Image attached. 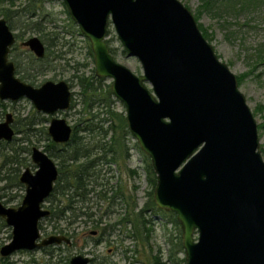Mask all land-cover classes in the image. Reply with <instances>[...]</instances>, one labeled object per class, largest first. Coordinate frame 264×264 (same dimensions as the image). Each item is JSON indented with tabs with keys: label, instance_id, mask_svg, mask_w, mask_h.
Instances as JSON below:
<instances>
[{
	"label": "water",
	"instance_id": "obj_1",
	"mask_svg": "<svg viewBox=\"0 0 264 264\" xmlns=\"http://www.w3.org/2000/svg\"><path fill=\"white\" fill-rule=\"evenodd\" d=\"M90 44L97 78L111 79L110 90L124 107L130 135L150 160L156 183L153 202L170 212L181 229L184 264H264V161L254 116L236 76L214 52L179 0H61ZM112 25L122 49L138 60L137 75L117 62L106 43ZM17 43L0 17V101L29 100L37 113L51 116L47 135L69 142L72 126L58 112L71 106L65 81L35 87L16 75L10 59ZM37 59L45 45L37 37L21 43ZM13 116L0 121V141L14 137ZM34 171L19 176L21 204L5 206L0 219L11 240L0 257L62 243L64 235L41 238L40 220L58 179L54 160L32 147ZM77 254L68 264H89Z\"/></svg>",
	"mask_w": 264,
	"mask_h": 264
},
{
	"label": "rangeland",
	"instance_id": "obj_2",
	"mask_svg": "<svg viewBox=\"0 0 264 264\" xmlns=\"http://www.w3.org/2000/svg\"><path fill=\"white\" fill-rule=\"evenodd\" d=\"M179 1L190 10L197 24L201 25L207 33L209 38L206 40L212 45L217 57L236 76L239 90L244 95L257 124L259 151L264 161V0H258L255 5L248 4L246 6L245 4L244 8H242L241 3L246 0H236L232 6L227 4L228 2H221L211 8H204L201 0ZM25 5V0H18L14 2L12 7H9L6 0H0V9L10 8L11 11H14ZM43 8L48 14V20L43 24L45 32L48 34L46 39H42L36 29L31 28V25L23 17H15L10 20L13 24L12 31L15 37L16 35L20 37L17 40L19 48L10 54V59L19 63L22 71L26 68L29 69L28 67L35 66H31L29 62V54H33L21 46V43L32 37H37L44 43L45 57L48 58V61L43 66H47V70L37 76L33 86L37 87L48 80L67 82L72 91L74 106L66 112H58L57 116L66 118L68 124L73 126L79 119L78 111L82 108L83 97L77 77L82 75L88 77L94 74L93 55L89 54L90 44L88 40L81 35L61 0H45ZM32 21L36 22L35 20ZM51 33H59L60 37L65 33L69 34L59 40ZM106 41L108 46L115 50L114 59L117 62L125 65L137 75L142 73L138 60L128 56L127 53H123L112 25H109ZM48 45L51 48L47 49ZM33 57L35 56L33 55ZM28 71L33 73L31 69ZM17 76L21 78L22 73L19 72ZM24 82L30 84L26 79ZM102 83L104 84L103 88L101 85L98 91H102L104 86L110 85L111 79L103 78ZM113 99L115 100V109L124 114L123 105L114 96ZM32 113L37 112L31 102L25 98L16 102L0 101V121L4 120L5 114H11L14 119L12 124L14 133L16 129L18 130L17 134H14L12 142L6 147L8 150L14 148L18 152L17 157L23 163L22 166H18L17 182L20 173L26 167H30L32 171L35 170V166L30 161V154L22 153L23 150L21 149L28 147L31 150L32 147H37L44 150L45 145L48 144V140L37 131L34 136L27 137V142H24L26 135L22 132L24 129L22 119L31 117ZM38 114L46 117L47 120L44 121L43 125L47 127L51 117ZM105 117L102 113L99 120H103ZM102 124L107 127L110 123L102 122ZM39 128L40 126H36V130ZM98 131V129L95 130L93 135L87 132L77 133V135L83 137L84 146L91 143L90 148L87 149L92 150V153H97L99 157V153L93 149V145L98 141L110 140L112 134L103 138ZM125 138L128 148L127 158L120 155L117 164L98 161L94 172L98 174V184L108 182L109 185L115 187L114 190H121L128 200V205L132 204L134 200L137 207L135 210L139 211L149 200L147 194L152 191V188L147 182L144 171V153L141 152L130 134ZM79 151L82 152V149ZM51 153L54 154L52 159L56 164H59L60 159H64L70 154L69 149L60 147ZM16 166L15 163H7L3 166V159L0 157L1 201L5 206L14 208L21 204L25 192L23 185L16 186L15 179H13ZM127 170L135 171V175H131ZM100 190L101 186L95 185L87 196L86 202L74 205L75 211L73 213L66 212L60 218L51 215L49 218L40 220L39 229L42 239L50 235H65L70 239V245L62 243L58 246H49L33 251H17L5 259L0 258L4 260L3 262L0 261V264H68L69 259L77 254L87 255L91 258L90 264H147L149 258L152 257H158L161 263L173 264L168 258L171 247L169 241L173 240L174 242L177 237H181V229L179 225L175 226L170 221L169 215L165 214L168 212L160 210V212L146 213L144 218L150 220V226L147 225V228L150 229L149 238L145 233H140V224L136 223V229H133L137 230V241L131 237L132 231L128 224L126 227H124L125 224L113 226L124 217L128 208L127 204L119 199L115 200L114 204L99 200L97 192ZM111 193L109 192L108 196L112 195ZM55 200H57V195L46 201L44 208L51 211L50 207L55 205ZM56 208L58 209L55 210H59L60 207L57 205ZM82 213L91 214V216L87 217ZM131 218L137 220V217L132 216ZM99 219L101 220L96 228L94 221ZM97 229L100 234L92 237L90 233ZM59 230H62L63 234H59ZM102 237L107 241L98 245L95 244ZM10 240L11 228L0 227V247ZM178 257L183 259L184 254L180 253Z\"/></svg>",
	"mask_w": 264,
	"mask_h": 264
},
{
	"label": "trees",
	"instance_id": "obj_3",
	"mask_svg": "<svg viewBox=\"0 0 264 264\" xmlns=\"http://www.w3.org/2000/svg\"><path fill=\"white\" fill-rule=\"evenodd\" d=\"M18 0H6L9 7L14 5V2ZM45 0H25L26 5L18 10L11 11L10 8H1L0 17L4 18L10 29H13V24L11 23V19L15 17H23L26 22L31 25V28L36 29V31L40 34L42 39H46L45 37L48 35L45 32V27L43 24L48 20V14L45 13L43 8V2ZM202 6L204 8H211L214 5H218L221 2H228L230 6L234 5L236 0H201ZM234 1V2H233ZM258 0H246L243 3L242 8H244L248 4H256ZM35 20L36 22H33ZM34 24V25H32ZM72 24V22H71ZM200 31L202 32L203 36L208 39L209 36L207 33L202 29L201 25L199 26ZM52 29V28H51ZM55 29V28H53ZM54 32V31H52ZM72 32V31H71ZM50 34V33H49ZM54 34L56 38L59 40L63 39V37L69 33H65L62 37L59 36V33H51ZM19 35H16V40H19ZM108 44V42L106 41ZM19 48V45L16 43L12 49V54ZM51 46L48 45L49 49ZM110 53L115 55V50L109 47ZM27 52V51H26ZM123 53H126L123 50ZM28 54V52H27ZM89 54L92 56V52L89 49ZM61 59V58H60ZM48 61V58L45 57L44 59H36L33 55L29 54V62L33 67H28L29 69H23V71L19 67V63L14 62L16 75L22 73V77L20 78L22 81L25 79L30 82L31 85L36 81V78L39 74H43L47 70V66H43L45 62ZM33 70V73H29L28 70ZM94 73V72H93ZM78 84L82 89V108L78 111L79 119L75 125L72 126V135L68 143L64 145H57L53 143L47 135L46 126L43 125L44 121L46 122V117L38 114L32 113L31 117L22 119L24 121V129L22 132L26 135V139L24 142L28 141V138L35 135V132H40L43 137L48 140V144L45 145L44 150L51 158L54 156L51 151L60 147L69 149V156L60 159L58 166V179L54 185L53 191L47 201L51 197H55L57 195V200H55V205L50 207L51 213L50 216L53 215L55 218H60L66 212L73 213L75 211L74 205L77 203H84L86 202L87 196L92 191L95 185L101 186V190L97 192V197L99 200L107 201L109 204L114 202L117 199L125 202L127 204V209L124 217L120 219L115 225H122L125 224L124 227L130 225L136 228V223H139L140 233L146 234L147 238H149L150 229L147 228V225L150 226V220L145 219L144 216L148 212H160V210L155 206L153 202V189L156 183L155 174L150 164V160L147 156L144 157V171L146 175V179L148 184L151 186L152 191H150L147 195L149 196V200L139 209L136 211V203L133 200L132 204L128 205V200L126 196L122 193L121 190L115 189L114 186L109 185L108 182L97 183L98 174L94 172L95 166L98 165V161H103L106 163H119L120 155L127 158V145H126V136L129 135V131L127 129V124L125 121L124 114L117 111L114 107L115 100L113 99V95L110 90V85L104 86V90L98 91L102 85L103 88V78H97L95 74H92L88 77H84V75L77 77ZM95 84H98L97 86ZM74 103L71 102L70 110L73 108ZM104 114L106 117L103 120H99L101 114ZM19 119V118H18ZM98 120V121H97ZM97 121V122H96ZM95 122V123H94ZM102 122H109L110 124L107 127H104ZM36 126H40L38 130H36ZM99 130L98 133L102 135L103 138H107L110 134L111 137L108 141H98L93 145V149L97 150L99 153V157L97 153H92V150L89 151L87 148H90L91 143H87L85 146L83 145V137L81 135H77V133L87 132L91 135L92 133ZM18 130L16 129L15 134H17ZM28 137V138H27ZM5 144H3V143ZM12 142V141H11ZM11 142L6 143L4 141H0V157L3 159V166L7 163L17 164L15 167V175L13 179H15L16 186H21L19 182H17V175L19 173V167L22 166V161L17 157L18 152L15 151L14 148L7 149V145ZM82 149V152L79 150ZM22 153L30 154V149L28 147L22 148ZM95 156V157H93ZM19 159V161H18ZM96 163V164H95ZM10 166V165H9ZM19 166V167H18ZM127 172L131 173V175H135V171L127 170ZM134 173V174H133ZM89 186L91 187L89 189ZM135 189V187H134ZM109 192H112L110 196H108ZM58 205L59 210L56 208ZM55 206V207H53ZM55 210V211H54ZM169 213V214H168ZM165 213L169 215L170 221L175 225L178 226L175 219V215L173 213ZM82 215H86L90 217L91 214L82 213ZM49 216V217H50ZM132 216L137 217V220L131 218ZM140 220V221H138ZM138 221V222H137ZM99 223V222H97ZM128 224V225H127ZM0 227H6L4 221L0 219ZM59 234H62V230H59ZM132 235L135 236L136 232L132 230ZM131 235V236H132ZM135 239V238H134ZM171 244L169 250L170 262L173 264H184V258L179 259L178 254L183 253L181 237H177L175 241H169ZM149 258L148 264H162L158 257L156 258ZM1 262L4 260L0 259ZM67 264V263H65ZM164 264V263H163Z\"/></svg>",
	"mask_w": 264,
	"mask_h": 264
},
{
	"label": "flooded vegetation",
	"instance_id": "obj_4",
	"mask_svg": "<svg viewBox=\"0 0 264 264\" xmlns=\"http://www.w3.org/2000/svg\"><path fill=\"white\" fill-rule=\"evenodd\" d=\"M51 117V116H50ZM59 117V116H58ZM51 119V118H50ZM73 130V129H72ZM45 152V151H44ZM30 153H31V150H30ZM49 156V155H48ZM50 157V156H49ZM30 161H31V159H30ZM32 163V162H31ZM33 164V163H32ZM57 165V164H56ZM34 166V165H33ZM57 168H58V166H57ZM35 169H36V167H35ZM21 174V173H20ZM20 176V175H19ZM18 182H19V177H18ZM24 187V186H23ZM1 198V197H0ZM120 200V199H119ZM47 201V200H46ZM46 203V202H45ZM115 202H112L111 204H114ZM14 208V207H13ZM50 211V210H49ZM50 213H51V211H50ZM101 219H99L98 221H94V225H95V227L97 228V225H98V223L97 222H99ZM120 225V224H119ZM130 226V225H129ZM112 228V227H111ZM134 228V226H130V230L132 231H134V232H136V234H135V236L134 235H132L131 237H133V238H135L136 240L138 239V233H137V230H134L133 229ZM136 229V228H135ZM63 234V233H62ZM91 235H92V237H94V236H97L98 234H100V231H98V229L97 230H95V231H92L91 233H90ZM65 236V235H64ZM130 237V236H129ZM107 241V239H105L104 237H102L101 238V240H98V241H96L95 242V244H100V243H103V242H106ZM138 241V240H137ZM84 256H87V255H84ZM1 258V257H0ZM2 259H5V258H2ZM90 259V262H89V264L92 262V260H91V258H89ZM148 264V263H147ZM163 264V263H162Z\"/></svg>",
	"mask_w": 264,
	"mask_h": 264
},
{
	"label": "bare ground",
	"instance_id": "obj_5",
	"mask_svg": "<svg viewBox=\"0 0 264 264\" xmlns=\"http://www.w3.org/2000/svg\"><path fill=\"white\" fill-rule=\"evenodd\" d=\"M161 211H163V210H161Z\"/></svg>",
	"mask_w": 264,
	"mask_h": 264
}]
</instances>
